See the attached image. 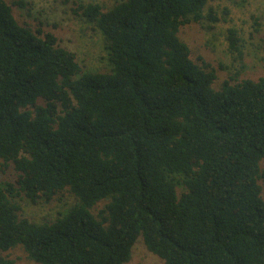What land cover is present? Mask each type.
<instances>
[{
    "label": "trees",
    "instance_id": "1",
    "mask_svg": "<svg viewBox=\"0 0 264 264\" xmlns=\"http://www.w3.org/2000/svg\"><path fill=\"white\" fill-rule=\"evenodd\" d=\"M206 3H78L111 64L90 72L0 0V264L17 245L39 264H125L139 239L165 264H264V76L213 87L179 36ZM227 40L240 56L235 29ZM66 193L45 222L17 200Z\"/></svg>",
    "mask_w": 264,
    "mask_h": 264
},
{
    "label": "rangeland",
    "instance_id": "2",
    "mask_svg": "<svg viewBox=\"0 0 264 264\" xmlns=\"http://www.w3.org/2000/svg\"><path fill=\"white\" fill-rule=\"evenodd\" d=\"M21 1L24 5L15 2ZM118 0H6L11 5L16 20L42 32H52L58 42L74 51L84 71L107 72L111 68L108 60L106 40L92 22L78 15L74 8L78 3H98L103 9L110 8ZM212 9L219 18L211 22L206 18ZM200 22H189L180 27L179 36L187 42L191 58L201 63L204 59L217 71L213 87L218 89L224 79L231 82L243 78L264 76V0H207ZM209 25L212 27L210 28ZM233 28L240 37L241 55L232 53L228 47V29ZM200 58V59H199ZM1 163V160H0ZM264 170V159L260 162ZM13 169L0 170V182L11 180ZM263 187L264 179L260 180ZM22 214L36 222L54 220L69 208L74 197L66 193L63 200L33 204L26 198H18ZM18 264H39L30 261L25 251L17 245L2 252ZM125 264H165L149 252L139 239Z\"/></svg>",
    "mask_w": 264,
    "mask_h": 264
}]
</instances>
